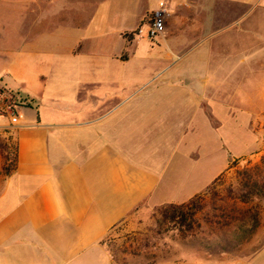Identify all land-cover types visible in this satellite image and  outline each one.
Returning a JSON list of instances; mask_svg holds the SVG:
<instances>
[{"label": "crops", "instance_id": "1", "mask_svg": "<svg viewBox=\"0 0 264 264\" xmlns=\"http://www.w3.org/2000/svg\"><path fill=\"white\" fill-rule=\"evenodd\" d=\"M11 1L17 13H24L23 1ZM263 9L264 0H103L86 23L77 21L78 34L64 48L65 58L47 59L41 94L24 92L28 105L16 122L7 115L8 104H1L13 128L15 162L0 190V264H122L103 244L113 227L144 202L184 203L232 169L229 161L239 155L228 152L222 166L208 168V177L200 179L207 172L201 167L205 149L197 114L202 112L209 130L221 128L206 114L207 108L217 110L216 102L206 104L207 80L218 79V71L227 77L244 65L255 26L247 18ZM159 13L165 25L154 44L162 53L123 55L127 45L142 37L128 41L124 34ZM129 20L131 26L119 25ZM17 25L19 34L24 29ZM233 25L238 27L231 47L241 56L234 66L223 65L227 58L220 59L215 71L187 65L194 59L206 62L194 55L199 38L210 46L223 28ZM260 58L264 62V54ZM141 59L150 71L135 64ZM64 74L70 81L66 89L58 78ZM47 77L59 88L45 90ZM243 88L247 90L236 86L229 108L245 115L256 143L251 127L260 114L264 117V93L258 88L257 102L249 103ZM230 119L239 116L233 113ZM259 229L264 232V214ZM256 236L242 247L246 264L264 255V241L257 246ZM228 258L233 257L214 262Z\"/></svg>", "mask_w": 264, "mask_h": 264}, {"label": "rangeland", "instance_id": "2", "mask_svg": "<svg viewBox=\"0 0 264 264\" xmlns=\"http://www.w3.org/2000/svg\"><path fill=\"white\" fill-rule=\"evenodd\" d=\"M21 1H23L24 12L22 14L16 12L18 6L11 3V0H5L4 5L0 6V190L5 175L9 173L14 165L15 155V143L12 137L13 128L12 125H8L6 114L3 113L4 107L1 104L5 102L9 107L14 105V108L20 114L22 107L28 105L25 91L41 94L40 76L41 72L47 71L44 65L47 59L65 58L64 48L78 34L76 26L73 25L77 21L81 24L86 23L92 10H95L96 6L103 0ZM199 6H197V9ZM11 8L13 9L11 10ZM153 16L145 17L144 22L149 21ZM111 17L112 15L108 16V25ZM247 21L255 25L253 34L248 35L247 51L249 48L251 49L246 55L248 57L247 61L244 62L243 66L240 65L238 69L232 70L230 76L226 77L224 73L220 75L218 71L216 73L218 79L207 80L209 85L206 89V104L216 102L217 110L207 108L206 114L213 126L221 124V128L217 131L209 130L203 122L202 112L197 114V122L200 123L198 137L204 142L205 149L201 167L207 172L199 175L201 180L208 177V168L216 170L218 166H222L226 162L227 156H229L228 152L232 155H239L237 160L233 161L235 169H230L227 172L223 170L225 173L223 175L224 186L234 182L236 170L258 164L264 152L263 114H260L259 119L251 127L256 135V143H253L250 132L246 127L245 115L229 108L231 98H235V92L233 91H235L237 85L238 90L243 86L247 87V90L245 88L243 90H246L244 93H246L249 103L257 102L259 91H256L258 88H260L261 93H264V62L260 61L261 55L264 54V9L263 11L257 10L251 13ZM17 23L22 24L24 29L19 34L14 30L16 29L15 25L19 26ZM131 23V20L122 21L119 25L129 27ZM142 24L144 25V23ZM108 25L107 27H109ZM116 25L118 26V23ZM116 25L114 27H117ZM237 27L238 25H233L223 28L217 37L211 39L210 43L212 45L210 46L206 44L202 37L199 38V47L194 55L197 58L205 57L206 62H199L198 59H194L187 65L195 67V69L203 66L210 69V71H215L217 70L216 64L219 63L220 59L227 58V62L223 65L234 66L241 57L239 55L240 51L233 52L231 47L232 35L235 36L233 30ZM144 29H147L146 25H144ZM23 36V40H20ZM134 38L136 39V36ZM17 40L20 41L16 43ZM155 42H160V40L156 37L149 39L142 34L140 42H134L132 46L127 45L122 54L125 56L133 55L134 58H137V56L146 58L160 55L162 52L160 53L159 49L156 48ZM151 47L154 49L151 50ZM207 50H209L208 54ZM135 64L143 67V70H151L148 67L150 64L147 60L141 59L136 61ZM160 68L161 66L158 65V70ZM203 70L204 68H202ZM220 77L222 78L220 79ZM58 78L62 82V88H69L70 81L66 74ZM211 82L212 85H210ZM54 85L59 88L56 81L49 80V77L45 79V90H48V86L53 88ZM238 97L240 99V94ZM233 107H235L234 104ZM224 108L227 110H224ZM26 113L30 115L31 111L27 110ZM233 113L238 114V120L230 119V114L233 116ZM194 115L196 114H193V117ZM254 150L253 154H248ZM229 162L232 163V160ZM197 170L198 168L193 172L198 175ZM258 203L264 212V198L259 199ZM158 206H151L144 202L122 224L114 229L112 241L109 242V249L116 262L122 264H168L185 260L190 264H218L198 249L195 242L196 238H187L183 241L171 226L164 227L165 229L160 234H155L157 229L155 220L158 217L156 208ZM256 233L254 243L258 246L264 241V232L262 229H258ZM245 257L247 256L228 258L222 264H246ZM257 257H259V261L254 264H264V255H257Z\"/></svg>", "mask_w": 264, "mask_h": 264}, {"label": "trees", "instance_id": "3", "mask_svg": "<svg viewBox=\"0 0 264 264\" xmlns=\"http://www.w3.org/2000/svg\"><path fill=\"white\" fill-rule=\"evenodd\" d=\"M138 27L124 34L128 41L138 34ZM234 162L229 169L236 168ZM223 175L184 203L158 206L155 234L171 226L183 241L196 238L198 249L215 261L227 256H248L242 247L256 234L264 214L258 203L259 199L264 198V152L258 164L236 170L233 183L224 186ZM117 226L111 229L103 241L107 248Z\"/></svg>", "mask_w": 264, "mask_h": 264}, {"label": "built area", "instance_id": "4", "mask_svg": "<svg viewBox=\"0 0 264 264\" xmlns=\"http://www.w3.org/2000/svg\"><path fill=\"white\" fill-rule=\"evenodd\" d=\"M147 26V29H144V25L141 24L138 27V34L136 36L144 35L147 38L151 39L157 36L164 28L165 25V16L164 14H155L149 21L143 22ZM7 113L11 122H16L19 112L13 106L7 107Z\"/></svg>", "mask_w": 264, "mask_h": 264}]
</instances>
